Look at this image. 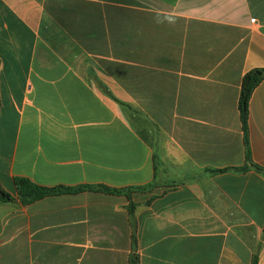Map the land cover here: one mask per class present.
<instances>
[{"label":"crops","instance_id":"0c3cea01","mask_svg":"<svg viewBox=\"0 0 264 264\" xmlns=\"http://www.w3.org/2000/svg\"><path fill=\"white\" fill-rule=\"evenodd\" d=\"M256 69L264 0H0L6 189L154 184L132 219L96 191L0 205V264H129L133 225L140 264H264V175L208 171L245 165ZM248 138L264 168V80Z\"/></svg>","mask_w":264,"mask_h":264},{"label":"trees","instance_id":"16d2710c","mask_svg":"<svg viewBox=\"0 0 264 264\" xmlns=\"http://www.w3.org/2000/svg\"><path fill=\"white\" fill-rule=\"evenodd\" d=\"M263 80H264V70L262 69L251 70L247 72L242 79L238 109H239L240 119L244 132V142L246 148L245 165L240 168H226V169L208 170V171H211L213 173L224 172L228 170L245 172L249 169H255L264 175V168L255 164L252 160L249 138H248L249 103L253 91L257 86L261 84ZM121 104L127 106L128 108H131V106L126 105L122 102ZM13 182H14V192L8 191L0 184V205L13 202L16 200H18L23 205H28L30 203L44 199L49 196L74 194L83 191H96V192L112 194V195H123L127 197V199L129 200L128 210L131 219L133 218V215L137 207L136 203L133 201L132 194L148 191L149 189H151V187L154 186V184H149L146 186H136V187H127V188H113L106 185H98V186L82 185L77 187H65V186L45 187L38 185L33 181H31L29 178L23 176H15ZM133 228L134 231L132 235V251L129 256V264H140V255L138 253V242H137V227L133 225ZM252 264H258V258L256 255L252 260Z\"/></svg>","mask_w":264,"mask_h":264},{"label":"rangeland","instance_id":"374dc122","mask_svg":"<svg viewBox=\"0 0 264 264\" xmlns=\"http://www.w3.org/2000/svg\"><path fill=\"white\" fill-rule=\"evenodd\" d=\"M116 99V98H115ZM114 103V102H113ZM112 105V103H111ZM16 123V121H14ZM13 125L11 127V131H10V135L7 138L8 142L3 145L2 148V158L0 159V177H2L3 179H1L2 183H0L5 189H6V183H7V178H5V176L7 175V170H8V166L7 163L9 162V158L11 157L12 151H13V145H14V139H15V134H16V126Z\"/></svg>","mask_w":264,"mask_h":264}]
</instances>
